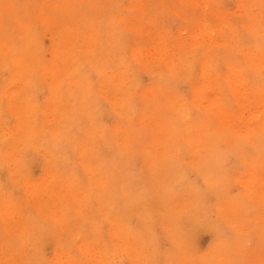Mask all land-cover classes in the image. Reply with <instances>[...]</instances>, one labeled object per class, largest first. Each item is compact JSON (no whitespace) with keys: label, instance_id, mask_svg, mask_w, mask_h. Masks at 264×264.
<instances>
[{"label":"bare ground","instance_id":"obj_1","mask_svg":"<svg viewBox=\"0 0 264 264\" xmlns=\"http://www.w3.org/2000/svg\"><path fill=\"white\" fill-rule=\"evenodd\" d=\"M18 1L0 2L7 3L8 8L15 4L9 18L0 13V70L8 73L0 83V170H5L7 177L6 184L0 181V235L7 230L19 233L18 264H35V250L44 235L56 238L54 250L58 251L59 264H119L122 257L128 264H175L178 253L184 256L193 249L189 243L192 230L183 228L184 218L194 228L207 224L215 238V249L219 246L243 253L250 228L242 231L237 224L240 213L247 212L248 221L264 213V185L260 186L262 180L255 174L264 165V12L247 5L244 34L233 24L220 22L217 30L208 29L180 41L177 64L171 62L175 53L169 51L174 46L159 48V56L169 65L170 74L166 76L171 79L167 82L176 92L177 79L184 75L177 72L185 67V47L202 49L199 62L205 88L203 81L191 86L198 103L212 80L218 86L214 78L220 75L219 63L224 62L227 76L218 89L224 95L232 92L243 97L241 111L232 114L237 123L230 119V112L221 108L219 100L211 101L206 110L193 108L197 114L172 91H161L172 102L160 112L163 107L151 99L157 86L142 90L135 88L132 80L127 81L130 74L123 47L111 32L107 33L106 47L95 42L81 49L85 58L77 56L75 49L61 47L62 38L51 46L50 58H45L38 46L37 20L46 28L52 13L46 16L43 4H38L33 10L34 21L28 24L21 18L24 11L16 12ZM70 2L54 0L53 4L65 13L67 6L74 4ZM256 6L264 11V0H257ZM89 23L91 28L96 21ZM63 24L57 22L58 31ZM115 26L107 25L106 29L115 30ZM123 26L129 27L125 22ZM17 32L20 44L15 39ZM91 72L99 75L94 84L90 82ZM156 81L159 85L166 79L159 76ZM42 89L48 94L37 103L34 93ZM101 101L116 116L109 129L97 123ZM254 105H258L256 110ZM153 106H158L159 117L142 140L156 141L157 149L152 150L153 154L145 153L143 169L135 172L131 163L143 152L138 138L143 126L136 123L142 120L143 124ZM214 113L221 118L214 119ZM6 118L13 121L12 126L7 125ZM80 123L83 125L76 133L74 129ZM38 150L45 156L43 182L31 181L24 173L26 155ZM242 151L252 153L242 164L244 178L225 165L227 155ZM187 159L188 166L203 177V191H218L210 216L202 215L195 206L181 212L177 209L176 202L184 196L192 198L195 188L186 181L183 165ZM232 178L239 179L242 186L236 197L227 192ZM10 181L19 182L28 195L21 189L23 197L12 198ZM196 197L200 199L201 194L196 193ZM30 205L36 214L26 215ZM157 227L162 230L161 238L170 244L165 252L160 251ZM55 230L60 234L56 235ZM226 231L230 235L226 236ZM66 247L75 248L77 253L63 259ZM219 253L216 250L213 259H218ZM198 256L199 264H210Z\"/></svg>","mask_w":264,"mask_h":264},{"label":"rangeland","instance_id":"obj_2","mask_svg":"<svg viewBox=\"0 0 264 264\" xmlns=\"http://www.w3.org/2000/svg\"><path fill=\"white\" fill-rule=\"evenodd\" d=\"M30 1L31 0L18 1L19 5L17 6H20L23 9L17 7L16 11L17 13H22V11H24L21 15V18H23L25 22H28V24H31L32 21H34L35 17L33 10L38 4H43L46 16L50 15V11L53 15H55L54 18L52 17V14L50 15L51 17H48L51 24L46 28H43V24L37 20L39 25V31L38 34H36L39 37H37L38 46L43 52L42 54L45 58H50L48 54L51 52V46L56 44L55 42H58L60 38H62L61 47H66L68 50L70 49L69 51L75 49L77 50V56L85 58V53L80 54V50L83 48L87 49L95 42L97 46L104 45L106 47L109 40L106 39L107 33L111 32V34L115 36V38L120 42L121 47H123V58L126 60L127 74H130L127 75V81L130 82L132 80L135 88L142 90L151 86H157V90L153 95L154 97L151 99L157 105L163 107V110L160 112L168 109L172 102L165 94L164 95L166 97L161 94V91L163 90L172 91L174 94L179 96L182 101L186 103L187 107L192 109V113H197V111L193 109L195 107H204L206 110V107L209 106L213 100H219L221 102V108L230 112V119L232 122L235 120L232 114L239 113L241 111V101L243 97H239L238 95L236 96L232 92L228 95H224L218 89L220 84L222 86L224 83L223 79L227 76L226 74L228 69L224 65V62L219 63L220 70H217V73L219 72L220 75H217L214 78L217 80L218 86H215V83L212 80L211 86L204 90V98L201 100V103H198V101L193 98L194 92L192 91L191 86L194 82L201 83L203 81V83H201L202 89L205 88L204 82L206 79L203 80L202 67L199 62L203 54L202 49L197 47L194 51L190 47H185L184 52L187 53L183 55L185 59V67L183 69H179L177 72V74L184 75H181V77L177 79L176 92L171 88V83L167 82L171 79L170 77L166 76L167 74H170L169 65L163 61L161 56H159V48L164 45L174 46V48H169V51L175 53L171 59V62H175L177 64L179 63V57L177 55L178 48L180 46L179 42L185 41L186 39H191L192 34L196 33L201 35L204 34L205 31L207 32L208 29L217 30L220 22L233 24L240 33L244 34L243 25L246 24L245 10L249 8L247 5L249 4L250 6H254L255 9L258 8L259 13L264 12L261 8H259V6H256L257 0H254L252 4H250L252 0H70L71 2L73 1L74 4L70 2L72 6L69 4L65 10V13L64 11L61 13L59 7L53 4L54 0ZM0 2H3V0H0ZM46 2H48V6ZM0 7V13H4L5 17L9 18L12 15L10 12L11 10L13 11L15 4L8 8L7 3H4L0 4ZM61 7L63 6L61 5ZM93 10H95V12ZM72 11L74 14L67 13ZM77 15L79 20L77 19ZM83 18L87 20L85 21ZM64 20L69 23L66 24ZM90 20L96 21V24L91 28L88 27ZM57 22L62 24L65 23L63 24L64 27L60 28L59 31ZM124 22L129 25L128 28L123 26ZM107 25H116L115 30H112L111 28L106 29ZM98 28H100V30L95 31ZM68 29L72 31H67ZM18 36L19 35L17 32V34H15V39L17 38L16 41L18 44H20V39H18ZM212 36L216 37L217 40L219 39L215 32H213ZM239 55L237 56L240 59H243ZM145 65L151 68L155 74L148 70ZM159 76L165 77L166 82L164 84H155L158 81H156V77ZM261 76L263 77L264 75ZM7 77V71L0 70V83H2ZM98 79L99 75H97L95 72H91L90 82L94 84L98 81ZM140 93L142 94V91H140ZM47 94L48 93L45 89L38 90L34 93L35 102H43ZM164 102L165 105H163ZM101 103L102 111L97 117V123L101 127L109 129L116 122V116L110 112L108 105L104 101H101ZM254 106V110H256L258 105ZM153 107L155 109L150 111L148 117L144 118L146 121H143V124L142 120H139L136 123L137 125L143 126L142 130L138 132V138L141 137V140L146 136L148 131L154 129V122L159 117V114L156 115L158 112L156 111V108L158 106ZM214 114V119L221 118V116L219 117L218 114ZM171 120H174L173 115H171ZM6 122L9 127L12 126V120L6 118ZM235 122L238 123L237 120H235ZM82 125L83 123H80L76 126L74 129L76 133L78 132V129L82 127ZM225 129L226 128H224V130ZM155 143L156 141L149 143L142 140L143 152L142 155H137L133 159V162L131 163V169L133 171L137 172L141 169V167L143 169L145 153L153 154L154 152L152 150L157 149V146L154 145ZM250 148L253 149V147ZM70 153L71 152H69V154ZM250 154L252 155V153H249L248 151H242L240 154L231 153L226 156L225 165L231 169L237 170L240 175L242 173L241 177L244 178L245 175L242 164L244 159ZM186 157L188 158V155H186ZM26 158L27 160L24 170L25 175L31 181L41 180L43 182L42 177L45 173L44 154L41 152V150H38V152L31 151L30 154L26 155ZM185 164L186 165H183V167L186 171V181L189 184H193V188H195L192 191V198L190 196H184L176 202L177 209L181 212L188 206L192 208L195 206L197 209H200L202 215L205 216V213H208L210 216L212 212L211 208L216 202L218 191L214 190L213 188L212 190H208L206 192L203 191V177L199 175L198 172L192 170L190 168L191 166H188V164H190L188 159ZM5 172V170H0V181L4 184L7 182ZM255 174L258 175L257 177H260L262 180V182L260 181V186L264 185V165L258 167L255 171ZM79 176H81V173ZM238 180L239 179L232 178L229 181L227 192L231 197H236L242 192V186ZM21 189H23L25 196L28 195L24 187L21 186L19 182H9L8 190L10 191L12 198H22L23 192ZM196 193L201 194L200 199L196 197ZM262 194H264V191ZM1 206L3 205L0 201V207ZM29 208L30 209L26 212V215L28 213L32 215L36 214V209L34 206L31 207L30 205ZM252 209L253 208H251L249 211L250 214L252 213ZM31 211L32 213H30ZM234 213H236V210ZM26 215L24 214L23 216L25 217ZM246 215L247 212H241L237 223L241 227L242 231L250 228L248 230V238H245L244 241L243 253H238L235 251L231 252L219 246L217 249H215L214 246L216 243L214 241L215 238L211 228L207 227V224L197 225L194 228L192 227V223L184 218L183 228L186 231L192 230L189 243H191L193 249L188 251L184 256H180L178 253V255H176L177 257L175 264H199L198 259L200 258L198 255L202 256L203 260H209L210 264H264V213H261L259 216H254V220L250 219L249 221L246 220ZM41 220L42 219H40V221ZM104 230L105 226L103 227V231ZM55 231L56 235L60 234L59 230ZM156 234L161 238V228H156ZM227 235H230L228 231H226V236ZM18 236H20L19 233L12 230H7L6 233L5 231L1 233L0 264H18L20 262L19 257L21 254L17 253L16 251L20 247L19 245L16 246V244H18L16 242L18 240L16 237ZM39 240L41 242L35 250V264H59L60 260L56 255L58 251L56 252L54 250L56 247V238L44 235L43 238H40ZM160 241L161 252H165L170 249V244L167 240L161 238ZM216 250H218L220 253L217 257L218 259L215 260L213 259V253H216ZM66 251L68 252L67 254H63V259L74 256L77 253L76 249L73 247H66ZM33 252L34 251L30 252V254ZM118 260L119 264H128L124 257ZM83 263L85 264V262ZM138 264H142V261Z\"/></svg>","mask_w":264,"mask_h":264}]
</instances>
